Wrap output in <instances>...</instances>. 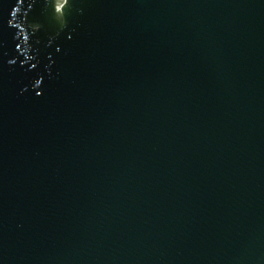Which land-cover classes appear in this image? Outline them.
<instances>
[{"label": "water", "instance_id": "95a60500", "mask_svg": "<svg viewBox=\"0 0 264 264\" xmlns=\"http://www.w3.org/2000/svg\"><path fill=\"white\" fill-rule=\"evenodd\" d=\"M0 264H264V0H0Z\"/></svg>", "mask_w": 264, "mask_h": 264}]
</instances>
